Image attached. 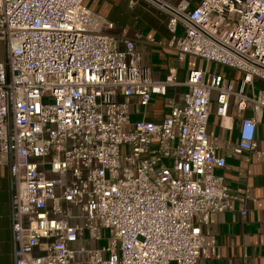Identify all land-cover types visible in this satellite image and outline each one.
<instances>
[{
    "label": "built area",
    "instance_id": "built-area-1",
    "mask_svg": "<svg viewBox=\"0 0 264 264\" xmlns=\"http://www.w3.org/2000/svg\"><path fill=\"white\" fill-rule=\"evenodd\" d=\"M147 1L167 13L180 59L224 64L238 79L198 67L184 81L174 68L153 77L135 37L111 31L86 0H0V165L10 173L14 264H199L216 251L203 230L211 212L237 200L247 213L249 194L218 169L228 155L264 161V0ZM170 86L186 88L167 116L147 118ZM213 100L221 117L237 112L236 142L208 131Z\"/></svg>",
    "mask_w": 264,
    "mask_h": 264
},
{
    "label": "crops",
    "instance_id": "crops-1",
    "mask_svg": "<svg viewBox=\"0 0 264 264\" xmlns=\"http://www.w3.org/2000/svg\"><path fill=\"white\" fill-rule=\"evenodd\" d=\"M170 1L177 3L180 0ZM86 4L114 21L115 26L111 31L121 37H135L137 47L142 51L145 62L150 65L153 77L165 79L170 69L174 68L178 78L184 81L189 69L207 68L208 64L212 63L192 54L180 59L177 51L167 44L171 34L167 13L147 0H134V5L131 0H86ZM181 32L180 28L179 33ZM150 37L157 41L150 40ZM185 88L186 86H170L167 97H155L146 107V117L162 119L167 116L171 108L169 98L180 99V94ZM245 111L247 115L253 114L250 108ZM211 112L208 131L212 138L221 145L226 140L236 142V124L239 117L235 109H231L229 115L221 117L216 112V102L213 100ZM134 116L143 117L135 113ZM256 130L257 147L264 149V112L260 115ZM245 154L228 155L227 165L218 169V172L225 175L233 190L242 195L249 194L243 202L248 211L243 215L242 205L235 200L234 208L211 212L209 222L203 225V230L208 244H211L210 240L214 238L216 251L209 250L208 256L199 259V264H264V161L258 160L254 152ZM10 185L8 166L0 165V264H14Z\"/></svg>",
    "mask_w": 264,
    "mask_h": 264
},
{
    "label": "rangeland",
    "instance_id": "rangeland-1",
    "mask_svg": "<svg viewBox=\"0 0 264 264\" xmlns=\"http://www.w3.org/2000/svg\"><path fill=\"white\" fill-rule=\"evenodd\" d=\"M7 51H6V44L3 40H0V63H4L5 66L7 65ZM207 69L210 71H219L223 72L228 76H233L238 79V71L236 69H233L229 66H226L224 64L216 65L215 62H212L211 64H208ZM264 84V83H263ZM257 85L259 86V82H257ZM259 88V87H258ZM258 90V89H257ZM133 119H135V116H133Z\"/></svg>",
    "mask_w": 264,
    "mask_h": 264
}]
</instances>
